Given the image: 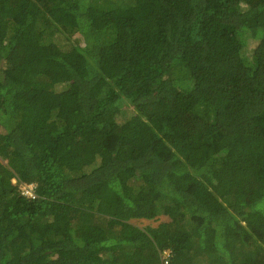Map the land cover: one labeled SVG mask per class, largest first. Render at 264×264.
Segmentation results:
<instances>
[{"label": "trees", "instance_id": "obj_1", "mask_svg": "<svg viewBox=\"0 0 264 264\" xmlns=\"http://www.w3.org/2000/svg\"><path fill=\"white\" fill-rule=\"evenodd\" d=\"M263 43L264 0H0V264H264Z\"/></svg>", "mask_w": 264, "mask_h": 264}, {"label": "rangeland", "instance_id": "obj_2", "mask_svg": "<svg viewBox=\"0 0 264 264\" xmlns=\"http://www.w3.org/2000/svg\"><path fill=\"white\" fill-rule=\"evenodd\" d=\"M74 38L78 39V36L75 35ZM251 48L252 47H257L256 44H251L250 46ZM260 50H262L264 52V43L261 44L260 46ZM256 78L258 80H260L261 82L264 80V60L261 62V66L259 68V70L257 71L256 73ZM248 80L249 78H246V77H243V82L245 85H248ZM156 106H152V108ZM172 107V103L169 101H167L166 103L163 104V109L166 111L168 108ZM131 111V108H128L127 111ZM169 219L165 216H159L157 217L156 219L154 220H143V219H138V220H131L130 221V224H132L133 226H136L138 228H146V227H156L158 224L160 223H165V222H168Z\"/></svg>", "mask_w": 264, "mask_h": 264}, {"label": "built area", "instance_id": "obj_3", "mask_svg": "<svg viewBox=\"0 0 264 264\" xmlns=\"http://www.w3.org/2000/svg\"><path fill=\"white\" fill-rule=\"evenodd\" d=\"M19 188H20V191L21 193L26 196L27 198L29 199H32V198H35L34 196V192H33V186L31 185H19ZM167 252H164V255H163V264H167Z\"/></svg>", "mask_w": 264, "mask_h": 264}]
</instances>
